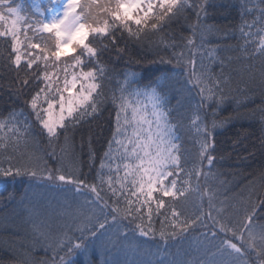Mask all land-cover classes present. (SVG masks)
Segmentation results:
<instances>
[{"label":"snow or ice","instance_id":"obj_1","mask_svg":"<svg viewBox=\"0 0 264 264\" xmlns=\"http://www.w3.org/2000/svg\"><path fill=\"white\" fill-rule=\"evenodd\" d=\"M239 4L241 24L229 28L209 23L215 0H50L46 9L33 2L27 14L23 3L0 0V72L24 103L0 116V179L27 177L55 189L66 206L41 204L43 212L29 208L24 223H0L11 229L5 250L19 254L12 264H75L77 256L93 264L97 253L102 264H264V166L248 181L247 196L223 199L221 173L213 171L231 155L218 152L217 130L257 111L264 153V103L247 109L255 66L247 65V80L226 71L259 59L264 98V0ZM237 31L242 43L233 46ZM152 36H159L154 56L136 63L166 67L143 84L141 73L127 68L109 74L106 53L116 60L128 55L129 63V44H153ZM212 38L217 42L209 46ZM70 67L79 71L69 80ZM228 101L236 107L222 117ZM105 111L111 136L97 166L91 131L86 154L83 134L79 146L76 135ZM182 130H194L191 149ZM42 140L50 151L37 150ZM85 162L96 169L91 180ZM49 209L67 217L55 234ZM25 224L30 233L16 235ZM37 245L52 253L50 260H32Z\"/></svg>","mask_w":264,"mask_h":264},{"label":"trees","instance_id":"obj_2","mask_svg":"<svg viewBox=\"0 0 264 264\" xmlns=\"http://www.w3.org/2000/svg\"><path fill=\"white\" fill-rule=\"evenodd\" d=\"M33 2L36 5H39L41 9L49 7V0H14L15 3H23L27 14L32 9ZM257 0H250L249 6L255 4ZM215 8L210 9V16L208 18L209 23H213L219 26H225L229 28H238L241 24V8L239 0H215ZM249 19L253 18L256 13L251 15L245 13ZM133 29L137 26L132 24ZM167 31V30H166ZM186 32L187 29H184ZM47 34H45L46 36ZM127 34L125 33V37ZM239 32L237 31L234 36H232L230 42L235 46L238 42ZM23 39V36L21 37ZM153 44H149L146 40L145 43L140 45L129 44V51L132 53L131 62L129 61V56L125 55L123 59L116 60L114 57H109L106 53L104 60L107 63L109 74L113 77L117 73H122L125 68L128 71H136L141 73L142 84L147 83L149 78L152 76V73L156 71L157 68L166 67L163 65H154L149 66L147 63H136L137 59H143V57H153L154 52L152 48L154 47L155 41L159 39V36L151 37ZM2 41V38H0ZM217 41L215 38H212L210 41L211 44H215ZM125 40H121V46H123ZM54 47V45H52ZM5 45L0 42V52H3ZM23 51V46H22ZM34 53L37 51L32 49ZM167 54V53H166ZM62 60H71V56L62 57ZM111 61V62H109ZM253 64L256 69L257 82L255 84H249L251 89L250 95L252 99L247 103V109H255L258 105L264 103V98L261 97V88L259 86V68L260 60L244 61L241 63H233L232 67L226 69L230 71L236 81H239L241 78L247 80V76L244 74L247 71V65ZM60 67L63 68V64H60ZM235 69V71H233ZM79 69H68V78L71 79V74ZM213 71L219 72V65H213ZM61 76V87L63 86V73H60ZM0 77H2V83L5 87H0V116H7L11 109L16 108L20 109L24 107L23 100H17L12 96L11 91L6 86L9 77L6 72H0ZM106 90L108 87V82L106 81ZM112 85H115V79L112 80ZM79 89V84L77 85V90ZM67 93H65L66 95ZM175 103V101H173ZM236 107L233 101H228L221 108L222 117L228 116L233 113L234 108ZM247 109L242 111L247 112ZM26 113L30 112L29 109H25ZM209 119H211V113L209 112ZM260 115L257 111L254 116H249V118L233 120L227 127L224 129L217 130L216 141L218 144V152L222 154H231L230 158L225 159L218 168H214V172H219L221 175L216 181L219 184V181H223V186L221 190V199L225 195L231 197L234 193H240L244 196H247V186L248 181L251 180L254 176H258V171L264 166V153L260 150V140L261 127H260ZM101 125L103 126V131L101 132ZM112 128V119L109 116V112L105 111L102 116L97 120L87 123L80 129L76 135L77 145L79 146L81 134H83L85 139V148L84 152L87 153V138L88 135L92 134L93 147L97 153L96 165H99V156L102 155L104 149L107 146V141L111 136ZM181 139L184 143L185 148L191 149L193 146V137L195 135L194 130L191 134L184 132L183 130L179 133ZM61 137V142H62ZM239 139V143L233 147L234 141ZM30 147L35 148L36 145H31ZM38 151L48 152L50 149L47 147V141L42 140L39 144ZM59 152V148H57ZM250 152H254L255 155H249ZM244 157H247L244 159ZM49 163H54L51 160V157H46ZM86 161V156H85ZM190 166V165H189ZM96 169L93 168L90 172L85 162L83 172L88 175L89 180L95 176ZM171 179V178H169ZM264 195V193H261ZM51 205L52 209L59 211L61 207H66L62 204V196L55 189L51 188H41L35 184V182L29 181L27 177L17 178L15 181L8 179H0V223L5 220L15 222L17 224L24 223L28 220V209L36 208L43 212V209L40 208V205ZM206 208V203H205ZM52 209H49L51 215L49 220L51 222V231L55 234L60 230V224L67 219V217H60L52 212ZM159 221L156 222V227L159 228ZM11 233V229H5L0 226V264H12L13 258H19V254H14L5 250L3 245V240L8 237ZM30 233V228L27 224L24 225V229L21 232L15 233L16 235H26ZM78 235V233H77ZM151 243V242H148ZM52 253L49 251L45 253L43 247L37 245L33 255V261H48L51 259ZM75 264H83L85 257L77 256L72 258ZM103 257L98 253L95 256L93 264H102Z\"/></svg>","mask_w":264,"mask_h":264},{"label":"rangeland","instance_id":"obj_3","mask_svg":"<svg viewBox=\"0 0 264 264\" xmlns=\"http://www.w3.org/2000/svg\"><path fill=\"white\" fill-rule=\"evenodd\" d=\"M50 1V0H49ZM39 6V5H38ZM46 9V8H45ZM76 90H74V92H75ZM66 96H67V94H66Z\"/></svg>","mask_w":264,"mask_h":264}]
</instances>
